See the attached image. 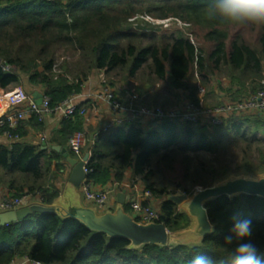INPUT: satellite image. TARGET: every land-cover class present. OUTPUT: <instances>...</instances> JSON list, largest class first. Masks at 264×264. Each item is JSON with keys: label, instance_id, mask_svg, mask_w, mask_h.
Returning <instances> with one entry per match:
<instances>
[{"label": "trees", "instance_id": "obj_1", "mask_svg": "<svg viewBox=\"0 0 264 264\" xmlns=\"http://www.w3.org/2000/svg\"><path fill=\"white\" fill-rule=\"evenodd\" d=\"M210 3L212 0H0V88L40 87L55 108L81 93L95 71L106 75L119 71L126 79L142 71L149 82L139 92H147L150 81L163 82L169 94L178 96L176 90H184L185 99L197 100L198 87L191 81L196 69L205 89L220 73L230 80L228 91L233 99L254 95L264 89V26L260 27L259 46L238 37L228 47L226 28L236 23L208 18ZM142 14L176 18L204 29L206 40L214 47L206 51L182 35L159 36L147 21L138 28L133 18ZM61 50L72 52L75 62L59 67ZM121 92L133 93L128 88ZM161 97L157 95L154 103L159 99L162 103ZM137 102L148 103L144 99ZM84 121V115L78 113L62 118L47 143L67 147L74 156L68 142L75 132L84 131ZM44 123L45 119L33 116L17 130H10L18 139L0 144V186L10 190L7 198L39 195L42 203L51 204L61 193L57 180L65 174L64 153L26 140V125L42 132ZM6 130L7 126L0 127V135ZM262 131V113L232 116L216 126L170 119L148 130L141 124H126L101 133L94 144L88 143V178L99 186L122 184L132 170L131 180H142L154 200L160 199V222L172 232L181 230L191 220L167 197L178 192L192 195L196 188L211 186L230 173L263 172ZM233 150L240 155L235 170L228 164H215ZM179 162L186 166L190 187L160 180L162 172L173 170ZM207 209L214 232L201 245L146 244L139 249H129L125 238L91 231L69 217L34 212L0 225V264H188L198 253L227 264L231 252L224 237L237 215L251 219L253 240L264 253V198L222 196ZM125 210L131 211L128 203Z\"/></svg>", "mask_w": 264, "mask_h": 264}, {"label": "built area", "instance_id": "obj_2", "mask_svg": "<svg viewBox=\"0 0 264 264\" xmlns=\"http://www.w3.org/2000/svg\"><path fill=\"white\" fill-rule=\"evenodd\" d=\"M195 44L192 39H190ZM4 69H8L4 67ZM1 89V88H0ZM199 95L197 100L185 99L179 108L165 110L161 106L138 105L140 97L132 93L130 101L124 103L120 100L116 90L109 86H104L97 97L106 101L111 108V117L109 121L93 136L88 138L84 131L75 132L68 142V148L74 154V157L82 159L86 154L85 148L88 143L94 144L101 133H107L112 129L126 124H147L149 121L155 122L157 126L163 120H178L181 122L192 123L194 125L216 126L227 122L232 116H239L244 113L258 112L264 113V89L259 90L254 95L231 98L219 105H207L205 98V87H198ZM0 100L7 101L10 111L6 109L5 114L0 116V127L7 126L9 130L4 131L0 137L6 138L9 142L19 138L18 134H12L10 130H17L20 124L33 116L41 120L54 112L62 118L74 116L75 114L86 115L87 108L79 104L76 95H72L61 102L55 108L50 106V100L43 96L42 103L38 104L33 100V96L23 89H14L12 91L0 90ZM41 143H47L45 135H41ZM49 148V147H48ZM47 148V149H48ZM86 166L85 172L90 174ZM126 190V203L129 204L130 213L136 216V221L143 224L160 222V211L155 206L154 196L151 190L146 188L142 180L135 179L124 181L122 184L114 183L111 186H99L88 177L83 180L80 190L84 197L86 205L96 206L99 212H105L116 205V191ZM40 201L39 195L26 194L19 198H5L0 202V210L17 209L28 203ZM40 264V263H37Z\"/></svg>", "mask_w": 264, "mask_h": 264}, {"label": "water", "instance_id": "obj_3", "mask_svg": "<svg viewBox=\"0 0 264 264\" xmlns=\"http://www.w3.org/2000/svg\"><path fill=\"white\" fill-rule=\"evenodd\" d=\"M15 71V70H14ZM43 95L34 92L33 100L41 104ZM43 148L48 146L44 142ZM53 149L64 153L70 165L68 178L61 193L51 204L34 201L17 209L0 211V225L23 220L34 212L44 214L56 213L63 219L71 218L80 222L91 231L101 232L111 238H125L129 240V249H139L146 244L159 246H198L212 234L209 229L214 226L209 218L207 205L222 196L235 198L241 195H252L264 198V171L255 175L249 173H230L217 180L211 186L195 191L190 197L178 192L167 197L188 215L191 222L184 229L170 231L162 222L148 224L136 221V216L125 210L126 190L116 194V205L105 212H99L93 205H86L81 194V184L90 174L85 172L86 162L90 154L86 153L82 159L70 156L62 146Z\"/></svg>", "mask_w": 264, "mask_h": 264}, {"label": "rangeland", "instance_id": "obj_4", "mask_svg": "<svg viewBox=\"0 0 264 264\" xmlns=\"http://www.w3.org/2000/svg\"><path fill=\"white\" fill-rule=\"evenodd\" d=\"M135 26L142 27V23L144 21H147L150 23L152 26V29L155 28L156 33L161 36V35H174V36H184L186 38L192 39V41L198 46L199 48H203L206 51H210L213 49V43L208 42L206 40V34L207 31L195 26H192L191 24L185 23L179 19L176 18H168V19H156L151 17L150 15H138L135 18H133ZM261 26L253 25V24H232L229 25L226 30L228 32V39H227V45L228 47L231 46V43L237 39L238 37L242 38L247 44L251 46H259L260 45V32H261ZM76 56H73L72 52H67L64 50H61L58 54V66H62L65 64V62H68V64H73L76 60ZM58 68V67H57ZM73 69V68H72ZM144 74L142 71L138 72L134 77L126 79V75L122 74L119 71H114L110 73V75L104 74V77L102 79L103 85L104 86H109L110 88L114 90H121L123 88H128V90H131V92L139 94L140 98L147 100L148 103L145 105L147 106H161L165 110H170L174 108H179L180 104H183L185 98L181 97L179 98L180 95H172L169 94L167 88H166V83L163 82H151L152 86L147 92H139V88L145 86L147 84L146 78L143 76ZM197 74V70L194 69V76L191 79L192 83L195 84L197 87H204L205 85L201 77ZM214 78L217 79V81H224L225 77L223 74L221 75L218 73ZM26 79V78H25ZM229 80V79H228ZM216 83V82H215ZM138 87V88H137ZM14 89H23L27 90L28 86L27 85H13L9 87L7 92L12 91ZM163 95L161 97L162 103H154V99L158 95ZM167 103V104H165ZM251 113H258L256 112H250ZM264 115V113H262ZM155 122L149 121L146 125L149 127H156L154 124ZM261 136L264 137V131H262ZM41 142V141H40ZM257 154V152H256ZM240 159V155L237 153L236 150L231 151L227 156L222 155L219 158V161L215 163L217 166H220L219 164H228L232 170L236 169V164ZM186 166L182 164L181 162L177 163L175 165V168L173 170H165L164 172L161 173L160 175V180L161 182H166L168 184H171L172 186H175L176 184H182L183 186L190 187V181L186 178ZM68 176L67 174H64V176L60 177L57 180V184L60 188L63 187L64 183L66 182ZM201 188H196L195 191ZM185 194L184 192H181ZM188 195V194H186ZM189 197L191 195H188ZM160 203V199H156L154 204L158 208ZM17 264V263H15Z\"/></svg>", "mask_w": 264, "mask_h": 264}, {"label": "crops", "instance_id": "obj_5", "mask_svg": "<svg viewBox=\"0 0 264 264\" xmlns=\"http://www.w3.org/2000/svg\"><path fill=\"white\" fill-rule=\"evenodd\" d=\"M103 77H104L103 71H95L93 75L89 78L88 82L84 83L82 92L79 94H76L77 102L79 104L84 103L85 107L87 108V113L86 115H84V118H85L84 132L90 139L95 132L99 131L106 124V122L109 121V118L111 117V114H112L110 105L106 101L97 97V94L101 92V90L104 87L103 82H102ZM210 85L211 86L209 89H205V98H206L207 105H211V106L219 105L220 103H223L233 98L232 97L233 95L231 94V92L228 91V89L230 88V80L225 78L224 81L220 82V81H217V79H215L214 81H212ZM25 91L31 94L32 96L34 95V92H39L42 95L44 94L43 89L40 87H28V89ZM116 92L124 103H128L130 101V98L132 95L131 93L123 94L121 90H116ZM176 93L179 94L181 98L185 95L186 92L184 90H176ZM198 94H199V90H198ZM140 100H142V98H140L139 101ZM144 101H147V100H144ZM12 108L13 107H10L6 100L5 101L0 100V116H3L5 114L6 109L10 111ZM44 119H45V123H44L45 129L42 132L35 130L33 125H30V124L26 125L25 127L27 130L26 140L40 142V139H42L41 135H45L46 138L50 139L53 135V132L56 131L60 127L61 121H62V117L56 112L47 115ZM141 126L147 130L148 128H151L149 127V125L147 126L146 124H143ZM9 143L10 142L5 137L4 138L0 137V144H9ZM46 144L48 147H52V148L53 146H60V145L50 144V143H46ZM65 149H67V147H65ZM65 162H66L65 163V174H67L68 176L71 168L66 160ZM131 177H132V170H129L126 173L125 181L126 182L127 180L131 181ZM111 185L112 183L108 184L107 186H111ZM119 191H122V190H117L116 194ZM8 196H11L10 190L7 189L6 187L0 186V202L3 199L7 198Z\"/></svg>", "mask_w": 264, "mask_h": 264}, {"label": "clouds", "instance_id": "obj_6", "mask_svg": "<svg viewBox=\"0 0 264 264\" xmlns=\"http://www.w3.org/2000/svg\"><path fill=\"white\" fill-rule=\"evenodd\" d=\"M210 19H221L236 24L264 26V0H212L206 8ZM210 232L214 229H209ZM253 225L249 218L232 217V225L224 237L230 249L227 264H264V253L253 240ZM188 264H225L203 254L194 255Z\"/></svg>", "mask_w": 264, "mask_h": 264}]
</instances>
